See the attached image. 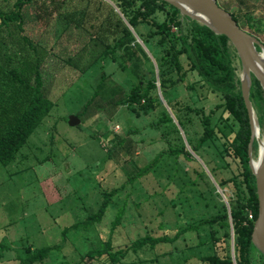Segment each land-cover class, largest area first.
I'll return each instance as SVG.
<instances>
[{
	"label": "rangeland",
	"instance_id": "374dc122",
	"mask_svg": "<svg viewBox=\"0 0 264 264\" xmlns=\"http://www.w3.org/2000/svg\"><path fill=\"white\" fill-rule=\"evenodd\" d=\"M13 2L0 0V10L11 11ZM72 2L80 6V0ZM217 3L238 12L243 28L264 44V0H217ZM45 10L50 9H44L40 1L27 4L22 9V29L11 25L4 27L0 35L1 82L5 71L13 68L20 76H29L34 84L29 68L37 50L41 58V92L54 103L15 159L6 166L0 163V264H18L16 257L24 254L23 248L28 244L33 248L62 244L63 228L93 213L103 190L119 187L126 181V172L143 167L163 151L149 174L138 178L133 185H126L113 197L101 223L88 230L70 231L62 248L39 264L76 263L79 254L109 236L111 221L124 202L122 223L111 234L115 247L126 245L146 232L173 236L184 227L190 229L171 245L129 252L120 264H207L201 257L214 252L222 255L226 244L223 249V242L212 239L211 231L221 237L223 228L217 223L210 226L205 220L221 213L225 194L198 159L195 162L167 154L169 147H179L182 142L187 149L190 147L182 130H179L180 138L169 124H162L159 129L151 127L166 105L162 102L147 114L136 116L128 105L116 104L115 99L129 94L136 81L131 71L118 67L119 58L115 61L102 58L103 45L76 25L79 13L64 11L67 19L64 14L46 16ZM249 15L254 19L249 21ZM183 23L187 31L185 18ZM140 29L146 31L145 27ZM230 52L239 79L241 64L233 46ZM152 62L156 65L154 59ZM101 73L110 75L109 85L118 87V95L98 99V105L91 102L84 110ZM196 80L194 73H187L184 82L168 89L167 97L184 114L187 105L202 107L206 113L213 110L215 123L221 111L220 95ZM158 87L157 93L163 97ZM8 94L6 91L4 97ZM261 98L260 107L254 103L252 107L263 141L264 91ZM168 111L172 114V110ZM70 115L76 116L79 124L69 125ZM185 119L189 136L196 140L201 134L199 118L186 113ZM115 134L127 142L108 157L107 150L113 145ZM220 141L203 144L201 153L218 167L220 177L229 178L237 166L219 153ZM258 150L259 143L254 140L251 153L254 160ZM199 165L206 174L204 179L195 181ZM229 250L231 254V246Z\"/></svg>",
	"mask_w": 264,
	"mask_h": 264
},
{
	"label": "trees",
	"instance_id": "16d2710c",
	"mask_svg": "<svg viewBox=\"0 0 264 264\" xmlns=\"http://www.w3.org/2000/svg\"><path fill=\"white\" fill-rule=\"evenodd\" d=\"M36 1H40L44 9H50L44 11L46 16L55 13L65 15L64 11L70 14L79 13L75 20L76 25L86 29L91 38L103 45L102 58L113 61L119 58L118 67L131 71L136 81L129 94L115 99L116 104L128 105L136 116L145 115L162 104L157 93V83L159 84V89L168 108L172 110L176 122L168 109L163 108L159 118L151 122V127L159 129L162 124H169L171 130L178 135L179 130H182L190 150L202 159L216 185L222 189L226 197L221 213L205 222L210 226L217 223L223 228L221 237H217L214 230L211 231V236L212 239L223 242V249L226 244L227 249L223 250L222 255L214 252L203 256L201 261L207 264H264L263 255L251 242L253 221L257 215L255 178L249 168L248 156L251 130L230 52L232 44L227 37L217 35L205 25L182 16L177 8L162 0H111L115 7L106 0H80V6L74 5L72 0H14L11 11L0 10V35L4 27L8 28L11 25H16L21 30L22 9ZM67 9L72 10L67 12ZM224 9L228 10L243 28L238 19V12L226 7ZM247 17L249 21L254 19L251 15ZM183 18L188 21L187 31H184ZM141 27H145L146 31H141ZM137 37L151 56L137 41ZM25 41L33 47L28 38L25 37ZM256 48L259 50L258 46ZM117 52H119L118 57ZM35 54L34 62L33 64L31 62L32 66L29 68V74L33 73L34 84H31L29 76H20L13 68L5 71L3 83L0 80V163L4 166L15 159L28 137L54 105L53 101L43 96L41 92L42 80L39 73L41 58L37 50ZM152 59L156 61V65ZM189 72L197 77L194 82H200L201 86L219 94L222 100L221 111L215 123H213V110L206 113L202 107L185 106L186 113L194 114L200 121L201 134L196 140L189 136L186 113H182L167 97L168 89L184 82ZM177 73L178 75L174 76ZM109 77L110 75L101 73L93 96L85 104L84 110L91 102L98 105V99L118 95V87L113 82L114 87L109 85V82L111 84ZM6 91L9 94L4 97ZM261 94L263 89L258 80L252 76L249 93L251 104L260 107ZM216 140H221L219 153L227 156L237 166L236 171H233L229 178L220 177L218 167L211 164V161L201 153L203 144ZM112 141L113 145L107 150L108 157L113 156L115 150L127 142L124 137L116 134ZM190 150L182 142L179 147H169L166 152L176 158L181 156L185 160L196 162ZM163 153L164 151L159 152L155 159L143 167L126 172V181L119 187L103 190L101 201L93 213L84 220L63 228L62 244L40 248H33L30 244L25 245L24 254L16 257L18 264L43 263L50 258L52 252L62 248L70 231L88 230L101 223L106 212L111 208L113 197L125 189L126 185H133L138 178L149 174L156 167ZM229 165L230 163H227L228 167ZM199 167L200 171H197L195 181L204 179L206 174L200 165ZM212 186L214 188V185ZM125 204L124 202L117 209L111 221L109 236L97 246L79 254V259L74 264H94L93 261L96 260L95 264H120L129 252L137 253L144 247L154 249L161 244L171 245L190 229L184 227L177 230L173 236L166 233L155 235L146 232L126 245L115 247L111 234L122 223ZM231 240H233L234 258L229 250ZM3 248L7 249L4 245Z\"/></svg>",
	"mask_w": 264,
	"mask_h": 264
},
{
	"label": "water",
	"instance_id": "95a60500",
	"mask_svg": "<svg viewBox=\"0 0 264 264\" xmlns=\"http://www.w3.org/2000/svg\"><path fill=\"white\" fill-rule=\"evenodd\" d=\"M107 1L114 6L111 0ZM162 1H165L177 8L182 16H186L189 19L205 25L215 34L225 35L234 47L239 58L241 64V74L239 78L240 91L245 107L247 109L251 130L248 143L249 168L255 178V192L257 196V215L253 221L251 242L264 257V147L262 152H260V145L262 143V140L259 136L258 120L249 98L252 76L258 80L261 88L264 91V44L259 41L254 35L246 31L244 28L240 27L237 21L232 17L230 12L221 7L217 3V0ZM137 41L142 44L141 40L138 37ZM256 46L259 47V50H257ZM143 47L149 54V56H151L147 48H145L144 45ZM158 86L159 84L157 83V87ZM159 98L169 110L160 92ZM171 116L174 118L172 114ZM79 122L80 120L74 115H70L68 117V124L71 126H75L79 124ZM254 140L259 143L257 161L252 158L251 154L252 144ZM192 153L194 157H196V159H198L206 168L201 158L194 154V152ZM231 249V256L232 258H234L233 240H231Z\"/></svg>",
	"mask_w": 264,
	"mask_h": 264
},
{
	"label": "bare ground",
	"instance_id": "6f19581e",
	"mask_svg": "<svg viewBox=\"0 0 264 264\" xmlns=\"http://www.w3.org/2000/svg\"><path fill=\"white\" fill-rule=\"evenodd\" d=\"M240 74H241V73H240ZM263 147H264V140L262 141V143H261V145H260V152H262ZM255 161H257V159H256Z\"/></svg>",
	"mask_w": 264,
	"mask_h": 264
},
{
	"label": "built area",
	"instance_id": "2783aa9c",
	"mask_svg": "<svg viewBox=\"0 0 264 264\" xmlns=\"http://www.w3.org/2000/svg\"><path fill=\"white\" fill-rule=\"evenodd\" d=\"M173 29H175V27ZM250 217H251V215H250Z\"/></svg>",
	"mask_w": 264,
	"mask_h": 264
}]
</instances>
